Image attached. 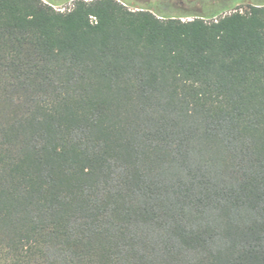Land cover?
Here are the masks:
<instances>
[{
  "label": "trees",
  "instance_id": "1",
  "mask_svg": "<svg viewBox=\"0 0 264 264\" xmlns=\"http://www.w3.org/2000/svg\"><path fill=\"white\" fill-rule=\"evenodd\" d=\"M0 264H264V0H0Z\"/></svg>",
  "mask_w": 264,
  "mask_h": 264
},
{
  "label": "rangeland",
  "instance_id": "2",
  "mask_svg": "<svg viewBox=\"0 0 264 264\" xmlns=\"http://www.w3.org/2000/svg\"><path fill=\"white\" fill-rule=\"evenodd\" d=\"M48 4H54V7L59 11H67L71 9L76 0H44ZM154 1V0H153ZM162 2L170 3L175 7H184L187 3H193L196 8L200 6L201 0H161ZM237 10L245 12L247 10V3L239 4Z\"/></svg>",
  "mask_w": 264,
  "mask_h": 264
},
{
  "label": "flooded vegetation",
  "instance_id": "3",
  "mask_svg": "<svg viewBox=\"0 0 264 264\" xmlns=\"http://www.w3.org/2000/svg\"><path fill=\"white\" fill-rule=\"evenodd\" d=\"M123 1H128L130 4L134 5H143V4H152V3H165V4H170L166 2H162L161 0H123Z\"/></svg>",
  "mask_w": 264,
  "mask_h": 264
}]
</instances>
